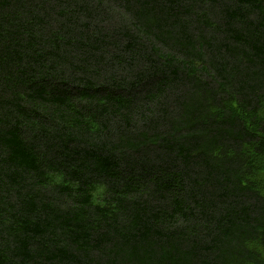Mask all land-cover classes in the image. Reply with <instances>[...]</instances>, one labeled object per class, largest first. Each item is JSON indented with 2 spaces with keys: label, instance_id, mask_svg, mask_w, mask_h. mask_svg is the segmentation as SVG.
I'll use <instances>...</instances> for the list:
<instances>
[{
  "label": "trees",
  "instance_id": "obj_1",
  "mask_svg": "<svg viewBox=\"0 0 264 264\" xmlns=\"http://www.w3.org/2000/svg\"><path fill=\"white\" fill-rule=\"evenodd\" d=\"M263 172L264 0H0V264H264Z\"/></svg>",
  "mask_w": 264,
  "mask_h": 264
},
{
  "label": "rangeland",
  "instance_id": "obj_2",
  "mask_svg": "<svg viewBox=\"0 0 264 264\" xmlns=\"http://www.w3.org/2000/svg\"><path fill=\"white\" fill-rule=\"evenodd\" d=\"M253 156V163H254V165H255V163H257L258 161H260V158L259 157H257V156H254V155H252Z\"/></svg>",
  "mask_w": 264,
  "mask_h": 264
}]
</instances>
